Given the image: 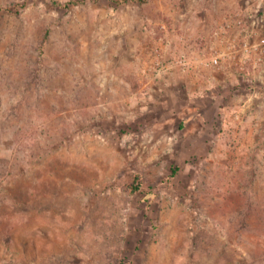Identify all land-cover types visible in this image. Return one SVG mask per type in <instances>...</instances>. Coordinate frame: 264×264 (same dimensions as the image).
Wrapping results in <instances>:
<instances>
[{"label": "rangeland", "instance_id": "obj_1", "mask_svg": "<svg viewBox=\"0 0 264 264\" xmlns=\"http://www.w3.org/2000/svg\"><path fill=\"white\" fill-rule=\"evenodd\" d=\"M0 264H264V0H0Z\"/></svg>", "mask_w": 264, "mask_h": 264}, {"label": "built area", "instance_id": "obj_2", "mask_svg": "<svg viewBox=\"0 0 264 264\" xmlns=\"http://www.w3.org/2000/svg\"><path fill=\"white\" fill-rule=\"evenodd\" d=\"M241 22L240 19H238L236 16L232 19L227 21L226 23H223V29L220 30L218 29L215 34L218 35L220 34L221 37H224V34L229 32V28L237 26ZM219 36V37H220ZM220 37V38H221ZM255 44H252V42L246 40L244 41L238 51L243 52L244 55L248 56L252 52V48L255 47ZM230 52H226L223 49H217L215 50L212 54H210L208 57L202 56V54L199 51H195V49H192V46L189 45V48L184 51L183 53L180 54L178 58L174 60V63L176 65L180 66V69L182 70L183 73H191L195 72L198 68H206V67H221L223 64V59H225L227 56L231 58L232 60H237L241 59L238 57V54L236 52L237 48V43L234 40H231L230 42ZM242 54V55H243ZM173 65V61L171 62ZM171 63L168 64L166 63L165 66L160 65L158 71L166 72L167 69L171 68ZM158 71L156 73L158 75ZM160 73V72H159Z\"/></svg>", "mask_w": 264, "mask_h": 264}, {"label": "trees", "instance_id": "obj_3", "mask_svg": "<svg viewBox=\"0 0 264 264\" xmlns=\"http://www.w3.org/2000/svg\"><path fill=\"white\" fill-rule=\"evenodd\" d=\"M141 183H142V181H141L140 175L139 174H136L134 176V178H133V184L131 185V189L133 191H137L140 188Z\"/></svg>", "mask_w": 264, "mask_h": 264}]
</instances>
